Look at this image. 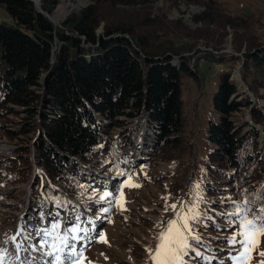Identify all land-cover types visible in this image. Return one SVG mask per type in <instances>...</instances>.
Segmentation results:
<instances>
[{"label": "trees", "instance_id": "trees-1", "mask_svg": "<svg viewBox=\"0 0 264 264\" xmlns=\"http://www.w3.org/2000/svg\"><path fill=\"white\" fill-rule=\"evenodd\" d=\"M189 1L219 9L217 0ZM40 2L43 13L30 0H0L13 20L12 25L0 20V144L12 147L0 153V206L13 210L16 204L17 211L24 210L28 198L21 191L33 178L29 210L42 214L48 203L46 216L59 213L64 219L73 200L79 207L71 203L69 212L80 216L105 207L107 199L97 202L109 191L105 175L124 182L131 174L141 190L144 176L163 164L175 168L171 177L177 192L199 175L207 201L200 203L204 219L196 225L206 241L200 251L225 264L230 225L221 213L241 190L253 193L264 185L262 38L234 28L239 43L228 53L229 23L217 11L196 18L205 29L192 31L181 20L154 16L156 0H93L56 26L45 13L53 16L58 0ZM214 27L212 36L205 33ZM210 57L234 69L221 74L212 101L217 120L210 121L207 132L213 149L198 162L187 132L182 86L186 77L200 80V61ZM239 67L242 81L235 76ZM116 204L108 203L109 212ZM161 206L147 209L159 215L156 234L147 232L155 242L174 217L171 207L165 211ZM28 216L33 219L32 213ZM139 224L127 223L131 227L121 231V240L148 264V249L155 242L142 238ZM143 226L149 229V220ZM191 264H199V258Z\"/></svg>", "mask_w": 264, "mask_h": 264}, {"label": "rangeland", "instance_id": "rangeland-1", "mask_svg": "<svg viewBox=\"0 0 264 264\" xmlns=\"http://www.w3.org/2000/svg\"><path fill=\"white\" fill-rule=\"evenodd\" d=\"M38 1L40 2V0ZM92 2L93 0H58L52 18L56 15L57 10L61 5L66 7V14L56 26L63 25L67 18L78 14L83 9L90 6ZM217 2L219 4V9L214 7V10H209L207 5L193 3L189 0H156L152 5V13L154 16L165 15L169 20L173 21L181 20L184 26L192 31H196L199 28L200 30L205 29L203 22H196V18L203 16L205 12L209 13L211 11H217L218 15L224 17L226 24L229 23L227 29L229 35L227 42L229 45L227 47L228 49L225 50L228 53L232 52V44H235V42L239 43V41L235 40L237 32H235L234 28L240 30L250 29L264 41V0H217ZM0 20L10 25L13 24V20L2 7H0ZM213 31H215V33L217 32L216 27L205 33L212 36ZM246 44L247 42L245 41L243 49L247 47L248 44ZM57 50L59 49H55V51ZM230 66H232L231 70L234 69V64L228 65L226 63H220L214 61L212 57H210V59L202 58L199 66L200 80H195L191 77H186L183 80L182 90L185 116L187 117L188 123L187 132L191 134L190 137H193L194 139L198 162H202L206 158L209 150L213 149L212 147L209 148L207 144V132L210 121L217 120V116L213 111V96L218 90L222 76L221 74L228 70ZM240 67L235 69L236 72ZM261 139L263 140V137H261ZM10 148L11 147H8L5 143L0 144V151L2 149ZM90 169L91 171H94L95 174L104 175L103 170ZM174 169L170 170L167 166H163V164L153 168L151 173L144 176L146 183L142 186L141 190L139 189V186H129L127 180L120 182L116 180L117 176L105 175L104 178L110 183L109 192L114 193L116 189L119 188L122 195L118 197V202L116 204L118 210L115 209L111 212L104 213L102 211L104 207H102L95 211L92 210L91 213L82 211L83 215L80 214L82 226L90 229L95 228V231L102 232L107 240V243L100 241L87 243L88 248L84 251L86 260H84L83 264H142L141 259L138 258L139 256L131 253L130 250L122 244L121 231L128 227V229H130L131 227V225H127V223H130L131 221L133 223H135V221L140 223L137 230L142 231V238H146L148 242H155V238L147 235V232H150L152 235L156 234L154 233V228L156 227V224L154 223L159 221V215L150 214L147 212V209L151 210L153 207H159L160 205H162L161 208L163 206L170 207L172 203H176L178 207L183 204L185 205V208H187V206L196 201L195 191L196 185L199 184V175L194 177L192 183H190L186 189L184 188L180 192H177L176 187L173 186V180L171 177V172L174 171ZM157 174L160 176L166 175L169 179L166 181L163 179H158L157 181L155 178H153V180L150 179L152 175ZM32 181L33 178L24 184L26 189L21 191L23 192L22 196L24 199L27 196L25 195V191L27 189L29 191V186ZM132 183L140 185L133 180ZM163 197H169V199L165 200ZM136 198L137 200H135ZM138 200H142L144 203L136 202ZM107 203V201L103 202L105 207L110 205L106 206ZM15 205L16 204L12 207L13 210L2 208V211H0V235L3 237L0 243H4L7 240L8 236L6 235V232H8L11 227L17 225V217H21V220L24 221H30V219H28L29 216L27 215L28 212H26V210L23 212L17 211ZM76 207L78 206L76 205ZM161 208L160 210H162ZM72 214H75V216L78 215L76 212ZM32 215V218L37 220L39 225L43 224L46 226L48 222L52 220L47 216L45 217L40 212H34ZM99 217L101 218L98 219ZM171 218L172 216L169 220ZM64 219H66V215L64 216ZM148 220L150 224L149 229H147V226H143V222ZM89 221H91V223H89ZM160 228L163 229L164 225H161ZM137 233L141 235L140 232L137 231ZM156 243L157 241L154 243L153 248H155ZM261 252H264V235L260 236V243L251 253L252 260L250 261V264H260L261 261H264V256L260 255ZM34 253L37 254L35 251L30 254L21 252L20 258L23 259L25 255H29L30 258L34 257L36 261L37 256H35ZM224 263L230 264V261L226 260ZM36 264H40V262H37ZM148 264H150L149 259Z\"/></svg>", "mask_w": 264, "mask_h": 264}, {"label": "snow or ice", "instance_id": "snow-or-ice-1", "mask_svg": "<svg viewBox=\"0 0 264 264\" xmlns=\"http://www.w3.org/2000/svg\"><path fill=\"white\" fill-rule=\"evenodd\" d=\"M127 182L129 186H139L132 183L131 174L127 176ZM121 195L119 188L114 193L104 190L97 202L107 199L110 205L115 206ZM195 195L196 201L187 208L183 204L179 207L176 203L171 204L175 215L156 238L155 248L148 249L150 264H191L195 258H199V264H213V260L223 264L218 257L200 251L206 241L196 225L202 224L204 219L200 203L207 201H204L199 184L196 185ZM238 196V199L229 198L227 203L230 206L221 213L225 223L230 225L226 242L231 249L228 260L230 264H250L251 253L260 243V236L264 235V185L253 193H248L247 189L241 190ZM163 199L168 200L169 197ZM109 210L108 207L102 209L104 213ZM95 241L107 243L102 232L82 226L79 215L62 219L59 213H55L46 226H31L28 221L22 220L17 230L4 243H0V264H35L34 257L25 255L23 259L20 258L21 252L30 254L33 251L40 254V264H83L87 243ZM260 255L264 256V252ZM260 264H264V261Z\"/></svg>", "mask_w": 264, "mask_h": 264}, {"label": "water", "instance_id": "water-1", "mask_svg": "<svg viewBox=\"0 0 264 264\" xmlns=\"http://www.w3.org/2000/svg\"><path fill=\"white\" fill-rule=\"evenodd\" d=\"M30 1H32V2H34V4H35V6H36V8H37V10L39 11V12H41V13H43V10H42V7H41V4H40V2L38 1V0H30ZM45 15L56 25L57 24V22L52 18V16L51 15H49V14H47V13H45ZM57 46H56V49H59V47H60V43H59V41H57ZM236 78L239 80V81H242L241 80V75H240V72H239V69H238V71L236 72ZM250 95H251V97L253 98V101L255 102L256 100H255V98L253 97V94H251L250 93ZM248 120L249 121H251V119H250V116L248 115Z\"/></svg>", "mask_w": 264, "mask_h": 264}, {"label": "bare ground", "instance_id": "bare-ground-1", "mask_svg": "<svg viewBox=\"0 0 264 264\" xmlns=\"http://www.w3.org/2000/svg\"><path fill=\"white\" fill-rule=\"evenodd\" d=\"M66 14V7L64 5L59 6L56 15L53 17L54 20L58 23L61 22L62 18Z\"/></svg>", "mask_w": 264, "mask_h": 264}]
</instances>
